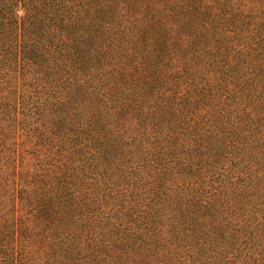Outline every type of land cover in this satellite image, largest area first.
<instances>
[{"label": "trees", "instance_id": "16d2710c", "mask_svg": "<svg viewBox=\"0 0 264 264\" xmlns=\"http://www.w3.org/2000/svg\"><path fill=\"white\" fill-rule=\"evenodd\" d=\"M76 253L264 264V0H0V264Z\"/></svg>", "mask_w": 264, "mask_h": 264}, {"label": "rangeland", "instance_id": "374dc122", "mask_svg": "<svg viewBox=\"0 0 264 264\" xmlns=\"http://www.w3.org/2000/svg\"><path fill=\"white\" fill-rule=\"evenodd\" d=\"M170 2L171 1H169V3L167 4V6H164V10H166V8H169V7H172L171 5H170ZM162 7H163V5H161ZM176 8V7H175ZM182 12H184L183 10H181L180 11V15L182 14ZM179 15V16H180ZM171 17V19L173 18V15H171L170 16ZM81 255H79V254H77L76 253V257H77V259H75V261L76 262H74V264H82V261H81V257H80ZM139 261H141V263H139L135 258L133 259V260H131V261H123V262H121V263H117V264H160V263H157V261L155 262H153V261H150V260H148L147 258H141ZM95 264H98L97 262H95Z\"/></svg>", "mask_w": 264, "mask_h": 264}]
</instances>
